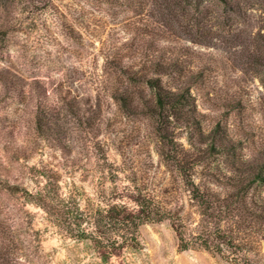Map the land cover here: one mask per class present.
<instances>
[{
	"label": "rangeland",
	"instance_id": "obj_1",
	"mask_svg": "<svg viewBox=\"0 0 264 264\" xmlns=\"http://www.w3.org/2000/svg\"><path fill=\"white\" fill-rule=\"evenodd\" d=\"M155 1L0 0V264H159L167 256L180 264H232L206 249H179L168 220L141 224L137 248L104 259L89 239L73 238L32 202L43 170L83 203L109 161L123 158L156 188L157 122L138 98L148 91L135 76L156 59ZM245 23L216 24L207 45L173 24L174 35L159 30L171 41L162 36L158 47L196 76L205 130L223 120L237 137L259 142L264 66L237 63L242 46L253 43L240 45L229 34L249 32ZM175 130L186 143L185 131Z\"/></svg>",
	"mask_w": 264,
	"mask_h": 264
},
{
	"label": "trees",
	"instance_id": "obj_2",
	"mask_svg": "<svg viewBox=\"0 0 264 264\" xmlns=\"http://www.w3.org/2000/svg\"><path fill=\"white\" fill-rule=\"evenodd\" d=\"M155 4L156 59L135 76L149 93L139 92L138 98L157 122L156 188L148 189L137 172L127 170L123 158L120 163L109 161L93 197L83 203L72 191L63 192L59 179L43 170L46 179L31 193L32 202L73 238L89 239L104 259L124 248H137L141 224L168 220L181 250L202 248L232 264H264V139L237 137L223 120L205 130L196 76L184 73L170 50L158 47L162 36L169 40L159 30L174 35L173 24L187 26L192 42L207 45L216 24L242 20L251 30L233 34L230 29L229 34L240 45L249 39L253 46H242L237 63L262 70L264 1L156 0ZM255 4L262 8L257 16L250 13ZM175 128L185 131L186 143ZM213 154L219 158L210 163L222 158L220 164L202 165ZM100 158L109 160L105 154ZM150 160L154 161L151 156ZM104 179L109 186H104Z\"/></svg>",
	"mask_w": 264,
	"mask_h": 264
},
{
	"label": "bare ground",
	"instance_id": "obj_3",
	"mask_svg": "<svg viewBox=\"0 0 264 264\" xmlns=\"http://www.w3.org/2000/svg\"><path fill=\"white\" fill-rule=\"evenodd\" d=\"M159 264H180V263H178L177 260H174L173 257L167 256L166 260L159 262ZM199 264H202V263H199Z\"/></svg>",
	"mask_w": 264,
	"mask_h": 264
}]
</instances>
